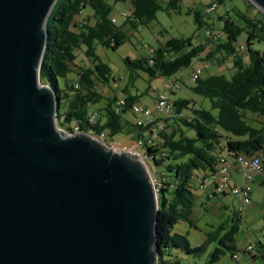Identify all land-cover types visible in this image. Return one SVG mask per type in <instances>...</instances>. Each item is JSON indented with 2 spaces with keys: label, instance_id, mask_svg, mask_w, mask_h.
Segmentation results:
<instances>
[{
  "label": "trees",
  "instance_id": "trees-1",
  "mask_svg": "<svg viewBox=\"0 0 264 264\" xmlns=\"http://www.w3.org/2000/svg\"><path fill=\"white\" fill-rule=\"evenodd\" d=\"M183 1L58 0L45 26L48 33L40 79L55 94L57 124L63 131H70L74 124L80 133L95 137L106 133V142L121 133L132 134L134 140L148 139L161 121L163 129L157 132L158 142L154 146L145 145L150 172L160 183L157 264H218L227 255L234 259L238 252L236 238L242 212L233 211L227 221L210 226L204 232V242L196 247L191 246L187 236L178 233L177 225L183 222L197 228L191 218L196 200L195 182L214 173L220 157L233 160L239 155L264 156V50L255 48L264 45V14L250 18L238 9H226L228 0H208V6L218 5L213 13L216 21L222 23L218 27L216 22L205 21V15H209L206 9L188 7L185 14L193 15L197 31L203 30L201 41L194 34L172 37L150 47L145 55L124 58L128 76L120 96L111 99L101 92V87H108L115 79L97 49H118L129 40L126 27L147 28L160 12L181 15ZM127 2L131 4V13H123L126 16L121 24L118 20L113 23V6ZM247 6L250 8L252 4L248 2ZM87 8L92 12L93 24L76 20ZM221 8L224 13L219 16ZM206 30H217L223 38L214 41L205 35ZM242 34L246 39L239 50L240 45L236 44ZM78 51L88 62L79 71L73 69L77 66ZM194 60L218 66L231 62L233 73L229 78L224 74L201 75L190 88L192 93L209 101L210 109L195 108L190 100L183 98L171 100L174 90L169 94L172 117H160L141 126L129 121L128 117L133 115L131 108L139 99L130 91L136 81L169 78L179 85L181 72L189 69ZM148 91L150 87L144 94ZM118 98L124 99L125 105L115 113ZM103 100L105 106L95 109ZM92 113L97 115L94 123L88 121ZM154 167L165 170L154 174ZM252 246L257 255L245 253L253 262L256 258L264 261V242Z\"/></svg>",
  "mask_w": 264,
  "mask_h": 264
},
{
  "label": "water",
  "instance_id": "water-1",
  "mask_svg": "<svg viewBox=\"0 0 264 264\" xmlns=\"http://www.w3.org/2000/svg\"><path fill=\"white\" fill-rule=\"evenodd\" d=\"M57 1L0 0V264H157L146 167L58 127L40 79ZM247 1L264 14V0Z\"/></svg>",
  "mask_w": 264,
  "mask_h": 264
},
{
  "label": "rangeland",
  "instance_id": "rangeland-1",
  "mask_svg": "<svg viewBox=\"0 0 264 264\" xmlns=\"http://www.w3.org/2000/svg\"><path fill=\"white\" fill-rule=\"evenodd\" d=\"M247 0H228L225 8L229 11L231 8H235L244 12L250 18H260L263 14L258 8L252 5L247 6ZM208 0H184L182 3L183 12L181 15L171 14L166 15L164 12L157 14L156 21L152 22L147 28H138L132 30L129 27L125 28L129 40L120 46L116 50L103 49L99 47L97 54L101 61L108 65L112 70L115 83H111L108 87H101L103 96L113 99L116 96H120L121 89H124L127 85V70L123 63V59L129 57L134 59L138 56L145 55L150 47L155 46L158 42L164 43L172 37H189L194 34L197 40L201 41V35L203 30H196V24L194 23L193 15H186V9L188 7L196 9H206L208 6ZM113 13L121 24L124 18L120 16L123 13H131V4L118 3L113 6ZM223 8L218 11V15L223 14ZM77 21H88L90 24L94 23L92 12L89 8L85 10V14L78 17ZM206 22H216L217 26H221L220 21H216V15H205ZM246 35L242 34L238 38L237 46L242 45L245 42ZM256 49L264 50V45H256ZM209 50V49H208ZM203 58V55H202ZM202 62L201 60H194L192 66L181 72L179 81L180 89L176 90L171 96V100L183 98L190 100L194 104L195 108L210 109L209 101L205 98L195 95L190 90L194 86V81L191 79L192 71L194 69H202V76H208L212 74H224L226 77H230L233 73L231 70V62H226L223 65H216L212 62ZM76 67L74 70L79 71V67L88 65L84 56L80 51L77 52ZM145 79V77H143ZM166 81H173L172 79H158L153 81H145L140 79L135 82V88L130 87L132 94L139 96L138 104L142 106H150L153 102V96L157 90H159ZM60 86L63 83L59 81ZM150 87V91L145 95L144 91ZM142 95V96H141ZM151 95V96H150ZM106 101L103 100L94 106L95 109H100L105 106ZM154 105V103H153ZM132 124H135L136 119L133 115L128 117ZM72 126V125H71ZM132 134L121 133L107 141L109 147H114L116 151H120L123 148L129 149L133 142ZM164 167H154V174L164 172ZM152 174V173H150ZM235 182L240 183L239 177H235ZM198 180L195 182L196 200L192 210V220L194 221L197 228H192L186 223H180L177 225V231L180 234L187 236L192 247L199 246L205 240L204 232L208 231L210 226H216L222 222L227 221L228 217L233 211H238L241 206V198L236 197L229 192L227 196L217 195L213 198H207L202 191L198 189ZM251 194L249 204L242 205L244 207V213L242 211L241 224L239 227V233L237 235V249L235 253L237 260L232 259L229 255L223 257L218 264H264V261L260 258H256L254 262L251 260V256L257 255L256 251H252L251 256L245 253V248L249 245H257L259 242H264V187L257 185H250ZM206 207V208H205Z\"/></svg>",
  "mask_w": 264,
  "mask_h": 264
},
{
  "label": "built area",
  "instance_id": "built-area-1",
  "mask_svg": "<svg viewBox=\"0 0 264 264\" xmlns=\"http://www.w3.org/2000/svg\"><path fill=\"white\" fill-rule=\"evenodd\" d=\"M218 10V5L215 3H212L206 8V13L211 15L215 13V11ZM126 15L123 14L122 17H125ZM113 23L117 22V18L113 17L112 19ZM205 35L210 37L214 41L221 40L223 38V34L217 30H206ZM239 50H242V46L238 47ZM202 75V69H194L192 72V80L195 81L198 77ZM179 88L178 83L176 82H163L161 88L156 91L155 93V101L153 107H147L142 105H134L131 108V113L136 119L135 124L138 126L143 125L147 122H153L156 121V119L160 117L169 118L174 115V110L171 101L169 100V94L171 91L177 90ZM125 105L124 99L118 98L116 101V107H115V113H119L120 109ZM96 113H92L89 115L88 121L90 123H94L96 120ZM156 130L148 136V139H138L135 142H133V145L127 149L123 148L120 151H116L114 147H109L106 143V133H101L99 137H96L99 141L104 143L106 146H108L112 151L117 153H126L130 155H136L139 159V161L146 167L149 174L150 172V159L147 155L145 145L148 146H154L158 142V136L157 132L161 131L163 129V125L161 121L157 122L156 124ZM70 131H65L70 134H77L79 133V129L77 125H72ZM93 136L92 134H89ZM95 137V136H93ZM235 165L237 166V169L244 174L245 177H247L250 173H256L258 175L264 174V158L261 156H251L246 157L239 155L235 159L232 160ZM232 171V166L230 164V160L223 156L220 157L218 160L217 167L215 169V172L212 174H208L202 180L198 183V189L202 191L203 193H207V191H210L208 193L209 198H213L217 195H224L226 193V190L228 189L229 185V176ZM154 186L156 188V192H158L160 183L159 180L155 177V175L150 174ZM231 194L241 198V206L238 209V212H242L244 207L242 205L249 204L250 202V194H251V187L249 184H244L241 187H233L229 189ZM253 250V246H249L246 248V252L251 253ZM234 259H237V256L234 255Z\"/></svg>",
  "mask_w": 264,
  "mask_h": 264
},
{
  "label": "crops",
  "instance_id": "crops-1",
  "mask_svg": "<svg viewBox=\"0 0 264 264\" xmlns=\"http://www.w3.org/2000/svg\"><path fill=\"white\" fill-rule=\"evenodd\" d=\"M240 46H242V45H240ZM153 103H154V100L150 104V106H147V107H151L152 108L153 107ZM261 157L264 158V156H261ZM230 164L232 166V171H231V174L229 176V185H228V189L226 190V193L223 196H227V194H229V192H230L229 189L230 188H233V187H241L244 184H249L251 186L252 185H257L259 187H264V174L258 175L256 173H253L252 172L247 177H245L244 174H242L237 169V166L235 165V163L232 160H230ZM235 177H239V179L241 180V182L239 184L235 182ZM200 179H201V177L199 178L198 182L200 181ZM203 194L205 196L207 195L206 193H203ZM207 198H208V196H207ZM243 213H244V211H243ZM243 216H244V214H243ZM249 246H251V245H249ZM249 246H247V247H249ZM246 248H245V251H246Z\"/></svg>",
  "mask_w": 264,
  "mask_h": 264
}]
</instances>
